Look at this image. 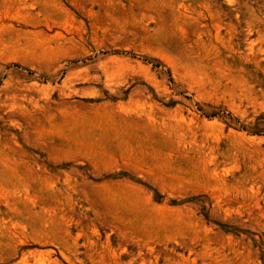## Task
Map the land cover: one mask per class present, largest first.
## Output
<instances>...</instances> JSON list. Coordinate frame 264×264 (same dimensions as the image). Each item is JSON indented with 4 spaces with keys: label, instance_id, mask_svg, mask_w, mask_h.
<instances>
[{
    "label": "rangeland",
    "instance_id": "374dc122",
    "mask_svg": "<svg viewBox=\"0 0 264 264\" xmlns=\"http://www.w3.org/2000/svg\"><path fill=\"white\" fill-rule=\"evenodd\" d=\"M0 264H264V0H0Z\"/></svg>",
    "mask_w": 264,
    "mask_h": 264
}]
</instances>
